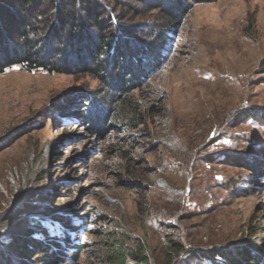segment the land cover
Segmentation results:
<instances>
[{
    "label": "rangeland",
    "instance_id": "1",
    "mask_svg": "<svg viewBox=\"0 0 264 264\" xmlns=\"http://www.w3.org/2000/svg\"><path fill=\"white\" fill-rule=\"evenodd\" d=\"M97 2L113 41L155 55L144 70L132 59L137 112L112 100L110 124L91 131L86 96L113 92L98 72L104 54L97 66L83 49L99 32L83 27L70 44L60 25L33 30L47 8L36 11L28 38L45 58L52 42L64 49L51 59L68 70L0 72V264H112L120 248L124 264L135 254L148 264H215L213 251L264 258V0ZM172 5L181 13L168 18ZM0 21L20 52L21 27Z\"/></svg>",
    "mask_w": 264,
    "mask_h": 264
},
{
    "label": "trees",
    "instance_id": "2",
    "mask_svg": "<svg viewBox=\"0 0 264 264\" xmlns=\"http://www.w3.org/2000/svg\"><path fill=\"white\" fill-rule=\"evenodd\" d=\"M193 1L212 2L215 0ZM178 4L180 7V3ZM43 7L47 8L45 12H42L44 18L40 20L43 22L37 21L38 19L35 20L36 11L41 13V11L38 10ZM179 7L173 6L168 12L167 17L173 18L176 15H180L181 11ZM109 14L110 12H105L104 6L98 4L97 0H0V16L3 18L9 17L10 20L14 21L13 23L16 27H21L19 30H15V33L19 34L21 45L23 46V48H20V52H14L16 49L12 48V42L5 40L4 36L7 37L8 34H6V31H0V53L2 54V58L0 59V72L5 68L16 64L24 65L27 70L40 68L49 72H59L62 69L64 71V69L67 68L64 61L56 65L53 63L54 58L51 59L53 55H63L65 52L64 49L61 48L62 50H54L52 47V43L54 42H52L51 46L49 45L50 47H48V50H51L53 54L48 52V56L45 58L43 57L45 51L38 45H35L34 42L30 41L28 38V30L31 20H35L34 26L32 27L33 30L36 29V23L37 26L42 23L41 27L46 26L47 28H51L50 33L54 35L56 34V28L60 25L61 30H63L60 32L62 35H67L65 40L70 41V44H73V42L71 43V38H74L73 36H76V41L78 38L81 39L80 36L83 27L91 25V27L96 28L99 32L98 42L92 43L89 38L83 43V49H87L90 57L89 59L92 63H96L97 66L102 65L101 62H98L99 58L104 54L105 60L103 62L105 63V66H101L98 72L106 76V84L112 87L113 92L111 94L112 98L108 101L102 102L95 100L96 97L93 95H87V100H85L87 104H85V108L81 113L83 121L87 123L89 129L93 132H99L100 130L105 129V127L110 124V120L113 119H110V113L108 110L109 104L112 103V100H114L113 104L117 106H128L133 114L136 113L137 108L132 109L133 105L130 94L135 82L136 74L135 67L132 66V59L138 63L136 65L141 66L142 70H144L146 66L149 68V65H151L149 61L151 59L153 60L155 55L152 53V49L150 50V46L148 45L144 47L139 46L134 50L129 47L125 41H113L112 34L107 33L103 27L104 24L113 26ZM37 17H39V15ZM46 17L48 18V21L45 24ZM119 31L121 32V29H119ZM117 37L118 35H116V38ZM21 45L18 46L21 47ZM77 45L78 44L74 42V51H77ZM107 60L110 61L108 64L109 68L113 67V63L117 65V67H115L116 69L108 75H106ZM78 65H80V63L76 64V66ZM259 67L264 71V57L259 61ZM258 116L264 118V112L259 113ZM36 225L38 227V224ZM31 232L32 229L30 228L21 234V237L19 238L21 241H18L16 244L20 251L25 252L28 250L31 241L29 243V239L27 238ZM43 235L47 238L46 241L49 243L47 245H54L51 242V238L47 235L45 236V233ZM40 245L41 243L38 244V247L41 249ZM171 250L173 253L177 254L182 251V248L179 244H175ZM205 256L208 257L210 261L215 262V264H264V258H262L261 253L257 252L256 255H253L250 250H241L235 254V257L226 256L222 251L206 253ZM77 257L78 253L75 254L74 259H77ZM125 257L126 254H123V250L120 248L113 253V258L110 262L112 264H124L127 259ZM129 257H131L132 260L139 261L138 264H148L146 258H141L143 257L141 254L138 256H136V254L131 255ZM216 257H220L222 260L218 262L215 260ZM49 259L50 261L52 260V258ZM166 264L177 263H173V258H170Z\"/></svg>",
    "mask_w": 264,
    "mask_h": 264
},
{
    "label": "bare ground",
    "instance_id": "3",
    "mask_svg": "<svg viewBox=\"0 0 264 264\" xmlns=\"http://www.w3.org/2000/svg\"><path fill=\"white\" fill-rule=\"evenodd\" d=\"M199 58H200V56H199ZM182 61V60H181ZM197 71H198V69H197ZM158 73V72H157Z\"/></svg>",
    "mask_w": 264,
    "mask_h": 264
}]
</instances>
